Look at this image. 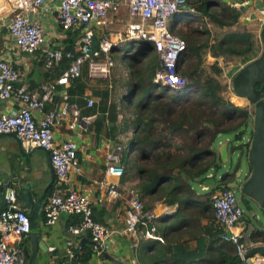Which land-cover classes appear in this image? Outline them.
Returning <instances> with one entry per match:
<instances>
[{"label": "built area", "instance_id": "2783aa9c", "mask_svg": "<svg viewBox=\"0 0 264 264\" xmlns=\"http://www.w3.org/2000/svg\"><path fill=\"white\" fill-rule=\"evenodd\" d=\"M3 1L6 6H2L0 12L9 15L5 24L8 37L23 54L33 55L46 45L44 30L40 23L30 18L31 14L43 10L46 13L55 12V20L62 31H71L76 27L83 29L74 43L77 55L65 48H45L46 67L57 68L65 59L68 61V68L56 80L44 84L41 98L29 93L25 86L15 88L21 75L9 60L0 58V103L13 100L18 104L15 111L0 114V134H14L21 139L28 151L34 148L45 149L58 185L68 184L70 174L79 171L76 144L72 140L56 143L53 129L65 117L69 108V90L73 87V82L81 77L84 68L87 69L89 78L106 80L107 88L111 90L110 75L114 66L112 49L119 42L147 41L151 43L159 59L153 82L169 91L181 90L185 86L186 82L179 74L178 66L186 43L173 33L170 22L176 13L186 8V0H53V6L49 4L51 0ZM123 7L127 8L130 20L124 32L125 38L120 35L112 42L102 31L105 19L108 14H117ZM260 14L261 27L264 24V13ZM94 36L98 45L90 51ZM58 91L60 101L56 107L43 114L40 120H35L34 113H43L45 102ZM93 104V100L89 99L86 106L92 108ZM73 114L74 121H77L79 111L74 109ZM88 119L84 118L85 121ZM105 148L107 175L122 178L124 169L120 163L123 147L108 143ZM106 185L109 197H119L118 183ZM6 202L8 208L0 214V264H25L28 257L24 241L28 240L30 229L28 217L24 210L14 204L16 198L13 194L6 198ZM212 202L215 222L223 230L221 239L235 246L236 258L244 261L247 252L264 246V243L245 240L247 237L244 234L232 232L243 219V210L238 205L233 190H218L212 197ZM127 205L123 233L134 236L140 230L146 239L161 240L156 234L157 215L146 209L137 192L130 194ZM42 213L47 227L56 225L61 215L80 217L79 223L71 225L69 231L88 234L93 241L101 243L103 250L108 247L115 233L94 221L91 201L86 195L74 190H67L66 194L56 191L45 201ZM66 254L69 259L74 254L71 242L67 244ZM249 261L248 263L254 264Z\"/></svg>", "mask_w": 264, "mask_h": 264}, {"label": "trees", "instance_id": "16d2710c", "mask_svg": "<svg viewBox=\"0 0 264 264\" xmlns=\"http://www.w3.org/2000/svg\"><path fill=\"white\" fill-rule=\"evenodd\" d=\"M186 1V7L192 9L193 13L181 11L176 13L173 19L176 18L177 34L186 43V49L180 56L178 66L179 74L186 82L181 90L189 92L195 87L196 91L192 97L181 103L179 90L169 91L155 84L153 79L159 67L158 55L151 43L133 41L128 42L125 52L119 55L121 61L127 64V77L116 82L118 88L129 93L128 97L123 99L130 116L124 117L116 124L119 114H122L121 107L118 103L108 105L107 91L100 93L98 110L94 106L87 108L85 112L91 115L97 114L94 122L96 133L104 128V120L108 123L107 133L112 137L118 132L128 133L132 130V136L127 138L124 145L120 144L124 155L121 160L126 162L124 174L135 173L138 176L139 184L136 185L135 190L140 199L154 198L168 205L177 203L180 205L184 201H192L191 194L196 193L192 191L193 187L203 184L210 172L213 173L212 178L216 185L209 187L205 193L209 198L219 190L218 185L221 181L226 180V185L233 181L239 164L231 162L229 173L218 180L224 172L220 173L223 165L214 146L218 143L220 135H231L229 158L234 152H240V157L246 158L250 143L242 144V141L245 137V128L251 123L254 115V111L251 113L247 108L226 101L220 94V83L212 77L200 79L198 70L207 53L213 58H242L245 63L255 59L258 55L255 50V31L227 33L221 40L210 43V31L207 28L209 23L219 29L232 28L240 23L242 13L238 8L222 0ZM242 26L249 28L248 24ZM72 35L74 32L68 36L65 49L77 55L78 53L74 51L75 40H72ZM198 37L203 38L199 41ZM128 49H131L129 54H127ZM115 50L112 49V53ZM128 56L130 59L127 58ZM67 68L68 61L64 59L53 72L59 77ZM45 69L50 74L53 70ZM211 69L217 75L221 73L216 64L211 66ZM86 76L87 69L84 68L81 77L73 82L69 94L72 95L78 88L84 90V86L81 85ZM256 88L259 89V86ZM261 92V98L264 100V87ZM128 150L133 154L129 164L125 156ZM241 199L247 206V198L241 196ZM213 216L210 236L214 242H222V244L218 245L212 263L235 264V246L221 239L223 230L214 221V208ZM78 218L80 221V217ZM207 229L205 228V231ZM249 239L254 243H264V233L252 232ZM154 245L151 253L153 255L148 264H191L209 255L204 254V251H207L204 248L196 253L185 254L181 246H166L160 243ZM87 251V248L84 249L78 262L85 263L90 259L91 253ZM26 254L28 257V249ZM211 256L209 255V260Z\"/></svg>", "mask_w": 264, "mask_h": 264}, {"label": "crops", "instance_id": "0c3cea01", "mask_svg": "<svg viewBox=\"0 0 264 264\" xmlns=\"http://www.w3.org/2000/svg\"><path fill=\"white\" fill-rule=\"evenodd\" d=\"M124 1L128 2L129 0ZM49 4L50 6H53V0L49 1ZM2 6H6V3L3 0H0V8ZM122 9H125L128 16L127 8L123 7ZM122 9L119 12H121ZM185 9L180 10L179 12L185 11ZM253 13L256 14L257 20L249 21V24H251V26L258 25L260 30L261 24L259 19L261 18V14L257 12L254 5L249 7L246 12L242 14L241 23ZM55 15V12L46 13L44 10L30 15L32 20L41 24L46 37V45L33 55H26L21 53L8 37L7 29L5 27L9 17L8 13L0 12V58L9 60L15 69L19 71L21 76L20 80L15 84V88L25 86L29 93L36 94L38 98H41L43 95L42 87L44 84L58 78L53 72L54 68H49L53 69L51 74L45 69H48L44 62L45 48L47 46L52 50L66 48L67 38L72 32H74V35H72L73 41H76V39L79 38V35L83 32V29L79 27L74 28L70 32L62 31L55 20ZM75 31L78 32L76 33ZM120 35L122 34H118L116 38ZM113 55L114 53L111 54L112 58ZM84 80L85 81H83V84L81 85V87L84 86V90L82 91L81 88H78L72 93V95L69 94L70 99L68 101L69 108L67 113L53 129L54 140L56 143L72 140L77 147L76 157L78 161L77 169L79 171H74L70 174V182L66 185H58L55 174L54 176L52 175L49 156L44 151L34 150L31 155L23 157L19 154L15 141L10 138H0V172L19 178L22 183L27 184L38 182L39 186H34L32 189L34 200L37 199L40 191L48 184L50 186L45 201L50 196H53L56 191L66 194L67 190H74L80 194L86 195L92 203L94 221L115 232L108 243V247L105 248V251L123 264H148L150 257L153 255L151 253L155 247L154 243H160V245L163 244L166 246H181L185 254L196 253L201 248H204V250H207L204 251V254L208 253L210 256L212 255L211 259L209 260V255H206V257L191 262V264H213L212 257L216 256L218 245L222 244V242H214L210 236L212 233L210 228L213 226L214 218L211 202L212 197L218 191L212 194L211 198H209L205 195L209 186H205L204 183L193 187L192 191L194 190L196 193L191 194L192 201H184L180 205L178 203L168 205L165 204L164 201L156 200L154 198L141 199L146 209L154 211L157 215V219L155 220L157 228L156 234L161 240L146 239L143 237L142 231L140 230H138L137 234L134 236L123 233L128 209L127 201L132 192H137L135 189L136 185L139 184L138 176L135 173L134 175L126 173L122 178L118 179L107 175L105 166L107 150L105 146L108 143L112 145H124V141L127 139L126 136L128 135L131 137L133 133L132 130L128 133L118 132L112 137L111 134L109 135L107 133L106 127L108 123L106 120L103 122L104 128L101 132L96 133L94 131V122L96 121L97 114H86V104L87 101L91 99L94 102L93 105L98 110L101 96L100 93H98L95 83H89L86 79ZM106 89L108 90L107 86ZM58 90H60V88ZM59 94L60 91L56 92L54 96L45 102L43 113H34L35 120H40L43 114L56 107V104L60 101ZM107 100L108 105L115 103V97H112L109 94ZM118 102L120 101L118 100ZM121 102L124 103V99H122ZM242 104L244 103L242 102ZM119 107H121V104ZM17 108L18 104L13 100L1 102L0 114H8L11 111H15ZM74 109L79 111L77 121H74ZM122 111L123 108H121V112ZM84 118L89 119L85 121ZM122 120V116L119 114L116 124L120 123ZM229 141L230 140L228 139L220 140L219 138L218 143L214 146L223 167L226 163L224 164L221 160L218 149L223 143ZM23 147L27 153L30 152L24 145ZM227 151L229 152V144L227 146ZM125 156L127 164H129L132 160L131 158H133V154L128 150ZM123 158L124 155H122L121 159L123 160ZM122 160L120 164L124 169L126 162L124 163ZM246 174L249 175V170L246 171ZM212 175L213 173L210 172L207 177H213ZM2 181L3 176L0 175V184ZM106 183L119 184V197L111 198L107 195ZM215 185L216 183L214 186ZM14 204L18 205V208L20 207V201L18 198H16ZM248 208L250 207L248 206ZM24 211L26 212V210ZM77 221H79L78 217L61 215L56 225L53 227H47L44 224L43 213H41V215L36 218V224L41 228V237L39 239L40 249L34 264H68L69 258L66 254L67 244L71 242L74 252L79 245L78 239L71 237V232L69 231V227L75 225ZM205 228H208L207 231H205ZM255 231L264 233V228L259 223L254 224L250 218H247L244 212L241 223L232 230L234 234H244V236L247 237L245 240L249 241L251 233ZM88 238L91 239L89 235ZM261 243L262 242H258V244ZM24 246L30 251L31 245L29 238L24 241ZM86 248L90 251L91 256L84 264H112L109 260L103 258L96 248L87 243L83 244L79 256ZM263 259L264 258L255 257L249 262L254 264H264Z\"/></svg>", "mask_w": 264, "mask_h": 264}, {"label": "water", "instance_id": "95a60500", "mask_svg": "<svg viewBox=\"0 0 264 264\" xmlns=\"http://www.w3.org/2000/svg\"><path fill=\"white\" fill-rule=\"evenodd\" d=\"M222 1L230 5L238 6V10L242 14H244L246 10L253 5L256 7L257 12L264 13V0ZM256 20L257 16L255 13H253L247 19H245L243 23L246 24L249 21ZM259 40L262 48L260 55L253 61L240 68L232 77L230 82L233 94L237 98L247 99L249 103L254 106V115L252 121L245 128V135L250 136V140L248 141L250 143L249 151L246 158L240 157V152L233 153L237 159L236 164H239L234 179L227 185L226 180L221 181V183L218 185V188L219 190H224L227 188L237 190L244 198L251 200L252 221L254 224H261L264 228V100L261 98V90L264 87V24H262L260 28ZM97 45L98 41L96 36H94L92 39L90 51L94 50ZM257 86H259V89L256 88ZM0 138H10L15 141L19 154L23 157L31 155L34 150H42L46 154H48V152L42 148H34L29 150L30 152L27 153L22 145L21 139L16 137L14 134H0ZM228 144L229 142H225L218 149L221 160L226 164L229 159L227 151ZM244 160L248 164L245 170H249V166L251 168L249 175H247L245 173V170L243 169L242 161ZM231 166L232 164L229 167L227 166L226 171L222 173L223 175L221 174L218 177V180H221L222 176L229 173V171L231 170ZM51 169L52 175L54 176V170L52 166ZM0 175L3 176V181L0 184V214L8 208V204L6 202L7 197L13 194L16 198H18V200L20 201L19 208L22 210H26V215L28 217L30 227L29 241L31 248L25 264H34L40 249L39 239L41 237V228L36 224V218L42 213V205L46 199L47 191L50 185L48 184L45 188H43L40 191L37 199L34 200L32 189L34 186H39L38 182L26 184L22 183L19 178L13 177L9 174L0 172ZM214 184L215 180L211 177L204 182V185L209 187L214 186ZM16 206L18 207V205ZM70 236L78 239L79 245L73 256L69 259L68 264H77L80 251L83 247V244L85 243L96 248L99 251L100 255L103 258L109 260L112 264H123L122 262L112 257V255L107 253V251L103 250L99 241H93L92 239L88 238L87 234L70 233ZM255 257H264V246L247 252L244 255V261L237 257L235 260V264H250L248 263V261L254 259Z\"/></svg>", "mask_w": 264, "mask_h": 264}, {"label": "rangeland", "instance_id": "374dc122", "mask_svg": "<svg viewBox=\"0 0 264 264\" xmlns=\"http://www.w3.org/2000/svg\"><path fill=\"white\" fill-rule=\"evenodd\" d=\"M185 11H190V13H193V10L190 8L185 9ZM241 20H242V16L240 18L239 24L235 25L232 28H224V29H219L215 25L209 23L207 25V28L210 31V36H209L210 43H214V41H216V40L217 41L221 40L222 37H224V35H226L227 33L242 32L244 30L253 31V32L255 31L254 32L255 39H256L255 40V50L258 54L257 55V57H258L261 53V50H262L260 40H259V32H260L259 27H258V25L251 26V24H249V22H248L247 24L249 25L248 26L249 28H244L242 26L243 23H241L242 22ZM128 21L129 20H128L127 12L125 11V9H122V11L119 12L118 14L107 15V17L105 19V25L103 27L104 34L112 42L116 41L115 38L118 34H122L121 36H123V39H124L125 34H123V33L126 29V24L128 23ZM175 22H176V18L172 19L170 22V26L171 27L173 26L172 27L173 33L177 37L182 39L176 32L177 29H175V28L177 27V23H175ZM202 38L203 37H198L197 40L200 41ZM131 42H133V41H131ZM136 43H138V41ZM127 44H128V42H124V43L119 42L118 44H116L118 46L115 47L116 50L114 51V55L112 58L114 61V66L111 70V75H110V82L112 83V89L111 90L108 91L106 89L107 82L105 80L91 79L88 77V75L85 78L89 83H95L96 84V88L98 89V93H101L103 91H107L109 95H111L112 97H115V103H118L119 105L121 104V108H123V111L121 112L123 114V115L121 114L122 119L124 117L130 116V112H128V110L126 109L125 104L121 102V100L123 98L128 97L129 93L127 90H121L120 88H118L116 85V82H118V80H122V79H125V77H127V73H128L127 72V64L123 63L120 59V56H119L120 54H122L123 51L125 52V50H126L125 47L127 46ZM127 52H128L127 54H129V52H131V49H128ZM127 58L130 59L129 56ZM253 60H251V61H253ZM251 61H248L245 63L242 58H237V57L213 58V56L210 53H207L203 58V61L200 65V69L198 70L199 78L200 79H204L205 77L215 78L221 85L220 94L226 101H229L230 103L234 104L235 106L247 108L251 113H253L254 106L252 104H250L247 99H243V98L239 99V98L235 97V95L233 94V92L230 88V82H231L232 77L235 75V73L240 68H242L244 65L248 64ZM215 64L221 70V73L219 75H217L214 72V70L211 69V66H213ZM195 91H196L195 87H194V90H190L189 92L188 91L183 92V90H179V93H180L179 98H181V100L179 102L184 103L185 99L191 98L192 95L195 93ZM118 100L120 102H118ZM242 102L244 104H242ZM126 138H129V136L127 135ZM219 138H220V140H225V139H228L230 141L232 140L231 135H226V134L220 135ZM126 140L124 142H126ZM249 140H250V136L245 135L244 141L247 142ZM244 141H242V144L244 143ZM231 162L233 164H235L237 162V159H236L234 154L228 159L227 164L224 163L225 166L222 168V171L220 173L225 172L227 169V166L229 167L231 165ZM242 166H243L244 170L248 166V164L246 163L245 160L242 161ZM246 171L247 170H245V173H246ZM233 191H234V194L236 196L238 205L243 210V212L247 216V218H250L252 220V217H251L252 201L247 199L248 200L247 206L250 207V208H248L246 206V202H244L241 199V196L238 194V192H236L237 190H233Z\"/></svg>", "mask_w": 264, "mask_h": 264}, {"label": "flooded vegetation", "instance_id": "af4514ba", "mask_svg": "<svg viewBox=\"0 0 264 264\" xmlns=\"http://www.w3.org/2000/svg\"><path fill=\"white\" fill-rule=\"evenodd\" d=\"M248 142V141H247ZM246 141H244V143H247ZM249 173H250V169H249ZM236 192H238V191H236ZM238 194L240 195V193L238 192ZM240 196H242V195H240Z\"/></svg>", "mask_w": 264, "mask_h": 264}, {"label": "clouds", "instance_id": "9594fccd", "mask_svg": "<svg viewBox=\"0 0 264 264\" xmlns=\"http://www.w3.org/2000/svg\"><path fill=\"white\" fill-rule=\"evenodd\" d=\"M261 28V27H260ZM186 84V83H185ZM236 97V96H235ZM208 178V177H207ZM232 190V189H231Z\"/></svg>", "mask_w": 264, "mask_h": 264}]
</instances>
